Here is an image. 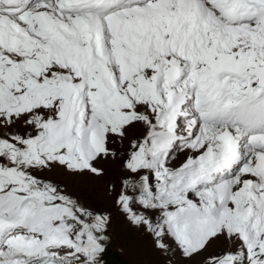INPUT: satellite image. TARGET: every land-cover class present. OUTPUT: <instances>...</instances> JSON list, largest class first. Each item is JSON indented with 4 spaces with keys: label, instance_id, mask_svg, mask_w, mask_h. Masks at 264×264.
<instances>
[{
    "label": "snow or ice",
    "instance_id": "snow-or-ice-1",
    "mask_svg": "<svg viewBox=\"0 0 264 264\" xmlns=\"http://www.w3.org/2000/svg\"><path fill=\"white\" fill-rule=\"evenodd\" d=\"M125 225L264 264V0H0V264H115Z\"/></svg>",
    "mask_w": 264,
    "mask_h": 264
},
{
    "label": "rangeland",
    "instance_id": "rangeland-1",
    "mask_svg": "<svg viewBox=\"0 0 264 264\" xmlns=\"http://www.w3.org/2000/svg\"><path fill=\"white\" fill-rule=\"evenodd\" d=\"M105 167L108 168L109 175L90 189L94 193L96 202L102 206H108L111 203L110 199L104 198V181L115 179L119 174L117 164L108 163ZM121 242L128 248V253L123 257H116L120 261L119 264H166V257L156 249L152 237L142 231L125 225L122 229Z\"/></svg>",
    "mask_w": 264,
    "mask_h": 264
},
{
    "label": "trees",
    "instance_id": "trees-1",
    "mask_svg": "<svg viewBox=\"0 0 264 264\" xmlns=\"http://www.w3.org/2000/svg\"><path fill=\"white\" fill-rule=\"evenodd\" d=\"M116 257H117V255L113 254V259L115 260V264H119L120 261Z\"/></svg>",
    "mask_w": 264,
    "mask_h": 264
}]
</instances>
